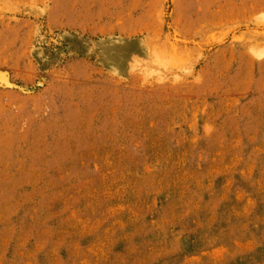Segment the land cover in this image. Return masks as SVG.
<instances>
[{
	"label": "rangeland",
	"instance_id": "obj_1",
	"mask_svg": "<svg viewBox=\"0 0 264 264\" xmlns=\"http://www.w3.org/2000/svg\"><path fill=\"white\" fill-rule=\"evenodd\" d=\"M0 80V264H264V0H0Z\"/></svg>",
	"mask_w": 264,
	"mask_h": 264
},
{
	"label": "bare ground",
	"instance_id": "obj_2",
	"mask_svg": "<svg viewBox=\"0 0 264 264\" xmlns=\"http://www.w3.org/2000/svg\"><path fill=\"white\" fill-rule=\"evenodd\" d=\"M1 81V80H0ZM4 82V81H3Z\"/></svg>",
	"mask_w": 264,
	"mask_h": 264
}]
</instances>
